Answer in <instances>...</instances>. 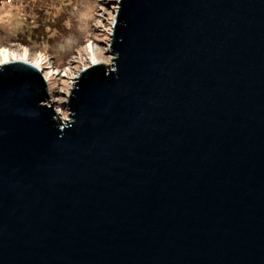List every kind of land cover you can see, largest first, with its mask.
I'll return each mask as SVG.
<instances>
[{
  "label": "water",
  "instance_id": "water-1",
  "mask_svg": "<svg viewBox=\"0 0 264 264\" xmlns=\"http://www.w3.org/2000/svg\"><path fill=\"white\" fill-rule=\"evenodd\" d=\"M111 53L65 122L0 67V264H264V0H120Z\"/></svg>",
  "mask_w": 264,
  "mask_h": 264
},
{
  "label": "rangeland",
  "instance_id": "rangeland-1",
  "mask_svg": "<svg viewBox=\"0 0 264 264\" xmlns=\"http://www.w3.org/2000/svg\"><path fill=\"white\" fill-rule=\"evenodd\" d=\"M119 2L0 0V50L42 64V75L51 78L46 104L63 122L70 120L67 102L82 70L94 61L113 68L111 46ZM2 62L0 56V67Z\"/></svg>",
  "mask_w": 264,
  "mask_h": 264
},
{
  "label": "bare ground",
  "instance_id": "bare-ground-1",
  "mask_svg": "<svg viewBox=\"0 0 264 264\" xmlns=\"http://www.w3.org/2000/svg\"><path fill=\"white\" fill-rule=\"evenodd\" d=\"M0 56L3 59L1 66L5 65V64L13 63V62H26V63L31 64L32 66L38 68L40 71L44 72V67L42 66V64L39 62L34 63V62L30 61L27 55H25V57L23 59H19L17 57L16 53L14 54L9 49H1L0 50ZM97 63L99 64L98 61L93 62V64H97ZM45 81L47 84H50L51 78L48 75L47 76L45 75Z\"/></svg>",
  "mask_w": 264,
  "mask_h": 264
}]
</instances>
